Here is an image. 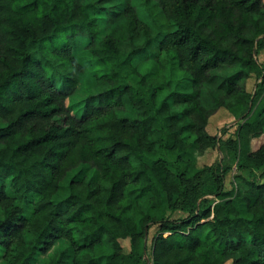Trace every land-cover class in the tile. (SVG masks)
<instances>
[{
	"label": "trees",
	"instance_id": "trees-1",
	"mask_svg": "<svg viewBox=\"0 0 264 264\" xmlns=\"http://www.w3.org/2000/svg\"><path fill=\"white\" fill-rule=\"evenodd\" d=\"M144 6L0 0V264H264V0Z\"/></svg>",
	"mask_w": 264,
	"mask_h": 264
},
{
	"label": "rangeland",
	"instance_id": "rangeland-1",
	"mask_svg": "<svg viewBox=\"0 0 264 264\" xmlns=\"http://www.w3.org/2000/svg\"><path fill=\"white\" fill-rule=\"evenodd\" d=\"M135 7L140 12L142 9H145L144 6V0H132ZM142 17V16H141ZM257 60L259 62L264 60V52H261L257 56ZM257 79L255 76L248 77L245 80V87L248 91H252L254 89V85L256 83ZM235 120L232 118V116L225 110V109H219L215 111L208 119L206 129L209 134L221 136L223 129H225L224 137L228 135H233L235 126H234ZM260 144H264V137H260L257 139H254L252 141V148H257ZM184 159H187L190 161V168L188 170V174L192 175L204 168H207L211 165H230L231 169L229 172H227L223 179V185L222 188L224 190H229L234 186V174H235V163L231 162V157L226 154L224 151H219L217 148H208L204 151H199L197 144H191L189 149L187 150L186 154L184 155ZM77 175H86L87 177L92 178L95 181H98L100 179V174L95 169L91 168L89 165H83L78 167L77 169L71 171L68 173L66 178L64 179L63 186L59 190V197L63 196L66 192V184L68 182V179H70L73 176ZM207 189L213 188V183H211L208 179L206 180ZM203 197L211 199L212 195H204ZM202 197V198H203ZM171 218H181L186 215V213L182 211H175L172 213H169ZM156 230L155 226H152L149 228L146 236V254L145 257H147L150 254V241L152 238V235L154 234ZM121 244L125 250L128 249V240H121ZM225 264H231L230 261H227Z\"/></svg>",
	"mask_w": 264,
	"mask_h": 264
}]
</instances>
